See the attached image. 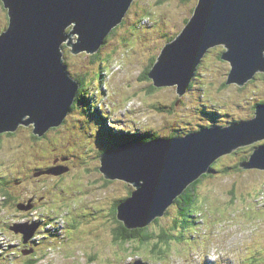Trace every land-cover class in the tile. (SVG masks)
Masks as SVG:
<instances>
[{"label":"rangeland","instance_id":"obj_1","mask_svg":"<svg viewBox=\"0 0 264 264\" xmlns=\"http://www.w3.org/2000/svg\"><path fill=\"white\" fill-rule=\"evenodd\" d=\"M196 3L197 0H132L121 22L94 53L73 54L70 46L62 45L68 74L74 79L89 75L80 91L90 104L87 108L83 104L75 106L80 102L78 94L75 107L61 125L51 127L41 136L32 133V125H21L13 135L0 137V179L5 182L13 176L27 178L25 188L12 181L8 183L12 195L8 203L1 199L0 192V236L9 245V258L1 259V264L27 260L18 254L19 238L11 228L6 229V224L11 226L27 219L32 224L38 218L40 221L32 225L52 227L49 233L53 236L34 231L26 240L38 248L35 264H128L136 259L144 264H264V169L239 166L225 171L226 167L239 165L243 157L248 159L252 149L264 144V139L238 147L214 161L215 171L203 176L197 186L202 207L207 209L196 226H187L183 231L174 227L178 217L175 201L156 222L147 225L154 233L158 232V225L172 234L183 233L167 245L160 243L155 249V241L151 240L116 247L109 230L117 224L104 215L114 202L126 198L133 187L121 179H106L100 172L102 151L114 146L100 127L111 124L124 130L134 128L137 135L149 128H156L161 134L177 129L181 136L213 124L231 125L241 121L239 117L250 118L255 102L264 99L261 72L242 86L225 84L230 65L218 58L219 51L225 49L221 44L202 56L183 102L173 104L179 97L175 86L150 90L152 79L141 78L168 37L174 38L187 23ZM7 24V10L0 1V32ZM171 103L170 114L166 107ZM44 168L65 170L61 174L43 173ZM37 170L40 173L34 176ZM34 184H38V195H45L48 201H41L39 208L22 219L12 202L16 196V206L29 209L31 198H26L32 195L30 188ZM104 202L106 206L95 211ZM49 215L52 217L48 218ZM66 225L68 228L63 230ZM158 249L163 253L157 254Z\"/></svg>","mask_w":264,"mask_h":264},{"label":"water","instance_id":"obj_2","mask_svg":"<svg viewBox=\"0 0 264 264\" xmlns=\"http://www.w3.org/2000/svg\"><path fill=\"white\" fill-rule=\"evenodd\" d=\"M131 1L1 0L8 24L0 32V133L32 125V132L41 136L64 121L79 82L66 70L62 45L70 46L73 54L94 53ZM219 44L225 48L220 57L230 65L225 84L242 86L255 73L264 74V0H197L187 23L161 48L148 77L156 87L175 86L181 97L202 56ZM158 67L167 71L161 74ZM263 139L264 103H259L252 117L231 125L106 149L100 155V172L133 187L116 205L117 220L129 229L146 227L219 157ZM239 166L263 170L264 144L253 148ZM32 224L10 228L26 242L38 226Z\"/></svg>","mask_w":264,"mask_h":264},{"label":"trees","instance_id":"obj_3","mask_svg":"<svg viewBox=\"0 0 264 264\" xmlns=\"http://www.w3.org/2000/svg\"><path fill=\"white\" fill-rule=\"evenodd\" d=\"M2 5H3V3H2ZM171 39H173V38H169L168 37V41L171 40ZM97 54H99V52H97ZM220 54H221V52L219 51V56L218 55L217 56H218L219 60H223L220 57ZM154 60L155 59L152 58V61L150 62L149 66L146 67L144 72L141 74V78L142 79H147L148 78L147 73L151 69V66L153 65ZM197 69H198V67H197ZM88 76H89L88 74H86L85 76L80 75V76H78L76 78L78 80V82H79V88H78V91H77V96L79 94L78 100L80 101L77 105H75L77 107H78L79 104H83V106L87 108L88 104H90L89 102L86 101L88 99H85L86 95H85V93H83V90L80 91L81 85H85V83H86L85 81H87V77ZM80 77L83 78L84 83H83V80ZM193 83H194V81H193ZM155 88H156V86H154L153 84L149 86L150 90H153ZM188 89H190V88H188ZM214 92L215 91L212 90V93H214ZM81 93H82V96H81ZM183 96H186V95H183ZM183 96L178 97L179 101L183 102V99H182ZM174 103H176V102H173V104ZM259 103H264V99L263 100H258L257 102H255L254 107H255L256 104H259ZM171 104L169 106H167V107L165 106L167 108V111L170 114L172 113L171 112V106H173V104L172 105ZM222 104L225 105L224 102H222ZM209 105H211V104H209ZM75 106H74V104H72V106H70V111L69 112H72V110H73V108ZM212 109H214L213 106H212ZM253 112H254V110H253ZM252 116H253V114H252ZM239 118H242L241 120H243V119H248L249 117H246V118L245 117H239ZM109 125L110 126H107V125L102 126L99 129H100V131H101V133L103 135L106 134L107 137H109L111 139L112 145H114V146H118L119 144H123V143H126V142H146V141L152 140L154 138L163 137V136H168V137H173V136H177V135L179 136V134H178L179 131L177 129H175V130H173L171 132H168L166 134H161L160 131H158L156 128H149V129L145 130L142 134L137 135V134H135L136 132H134V130H135L134 128H133V130H129V129L124 130V128H122V127L118 128V127L113 126L111 124H109ZM135 126H137V125H135ZM186 130H188V129H186ZM190 130L191 129H189V131ZM122 133H125V135L122 136L121 135ZM183 133H185V132H183ZM8 134L12 135L14 133L13 132H9ZM97 135H99V133H97ZM106 135H104V136L106 137ZM71 149H73V148H70L69 150H71ZM243 159L245 160L246 156L243 157L242 160ZM233 168L234 169H238L239 165L235 164V166L232 167L231 169H228L226 167L225 171H228V170L230 171ZM213 171H215V168H214V165L212 164L210 166L209 170L206 173H204L198 179H196L194 182H192L183 191V193L175 199L174 204L176 205V208H177L178 217L176 219H174V227L178 226L179 229L181 231H183L184 229H186L187 226H190V225H195L196 226L198 221L201 219V217H199V216L204 214L203 211H206L207 207L206 208L202 207L203 204L201 202H203V201H201V199H200V197H199V195L197 193V189H198L197 186L202 181V177L203 176H205L206 174H209V173H211ZM108 182L111 183L112 181L109 180ZM130 191L131 190H128L127 193L130 194ZM0 192L3 193V196H5V193L7 192L6 191L4 193L1 183H0ZM9 196H12V195H9ZM114 196L115 195L112 196V198H113L112 201L114 200ZM102 201H104V200H102ZM5 202H6V199H5ZM116 202L113 203L114 205H113V207L110 208V212L109 211L108 212H104V215L106 217H108L114 223V225L117 224L116 228L112 227L109 230L111 235H112V237H113V239H114V241H115L114 243H115L116 247H118V245H120L121 247H124V244H130L131 242H134V241H138L139 243L143 244L144 242L150 243L151 240H153V241H155L154 244H153V248L157 249V247H158V245L160 243H164V244L167 245V243L170 240H172V239L174 240L175 238L180 237L181 235H183V233H181V234L180 233L179 234L169 233L168 229L166 227H164L163 225H158V232L157 233H154L153 231H149V227L148 226L144 227V228H131V229L125 228L123 226V224L120 221H118L116 219V217H115L116 205H117ZM105 206H106V203L104 202V203L101 204V206L96 207L95 211L96 210H100L101 209L100 207H105ZM101 214H102L101 215V222H102V224L105 227L106 226V222H104V220L106 221V217L103 215V212ZM111 214H113V217H112ZM102 216H103L104 220L102 219ZM158 219L159 218H156L153 221V223L156 222ZM104 227L100 230L101 233H103L102 231H103ZM12 232H14V231L12 230ZM18 235L21 236V233H18L16 236H18ZM2 240H4V239L2 238V236H0V258L4 259L5 258V253L8 252V254H9V248H8L9 245H5V243H3ZM155 252L157 254H159V255L163 253L162 249H161V251H160V249H158V251H155ZM92 260H93V258H92ZM20 264H35V262L33 260L28 261V259H27L26 261H22Z\"/></svg>","mask_w":264,"mask_h":264},{"label":"flooded vegetation","instance_id":"obj_4","mask_svg":"<svg viewBox=\"0 0 264 264\" xmlns=\"http://www.w3.org/2000/svg\"><path fill=\"white\" fill-rule=\"evenodd\" d=\"M64 121H65V119H64ZM63 121V122H64ZM62 122V123H63ZM61 123V124H62ZM60 124V125H61ZM17 131V130H16ZM9 132H4V133H0V137L1 136H11V135H9L8 134ZM14 133V132H13ZM33 133V132H32ZM34 134V133H33ZM13 135V134H12ZM34 135H36V134H34ZM37 136V135H36ZM99 155H100V153H99ZM99 157V156H98ZM67 158V157H66ZM55 159H57L56 157H55ZM99 160H100V157H99ZM47 168H44L43 170H41V171H44V170H46ZM37 172H38V170L37 171H34L33 172V175L34 176H36V174H37ZM26 176H19V177H15V176H13V178L12 177H10L9 179H5V182L4 181H2L1 179H0V183L2 184V188H3V191H4V193H5V196H2L3 197V199H6V201H7V203H8V201H9V199H10V196L9 195H11V192H10V190H9V188H8V183L10 182V181H12L13 183H15V184H18L19 186H24V188H25V186L27 185V183H26V180H27V178H25ZM10 184V183H9ZM37 186H38V184H34V185H32L31 186V188H30V190H32V195H30V197L28 196L27 198H26V200H29L30 198H31V203L28 205V206H30L31 205V207L29 208V209H25L27 206H25V205H21L22 207L20 208V207H17L16 206V201H17V199H16V196H15V194H14V196H15V198H14V200H13V202H12V205H13V207L15 208V210L17 211V212H19V214H21V215H23V217H22V219H25V218H28L27 217V215H28V213H31L33 210H36L37 208H39V203L41 202V201H44V202H46V201H48V199H46L45 198V195H38V188H37ZM6 190V191H5ZM26 190V189H25ZM19 192H20V189H19ZM24 192V191H23ZM19 195H20V193H18ZM2 197H1V199H2ZM4 201V200H3ZM2 202V201H1ZM16 202V203H15ZM44 205V204H43ZM0 208H1V206H0ZM20 208V209H19ZM52 209H54V207H52ZM49 210H51V209H49ZM59 213V212H58ZM25 215V216H24ZM61 215H63V213L61 214ZM52 216H48V218H51ZM63 217V216H62ZM22 219H20V220H22ZM117 219V218H116ZM30 221H32V220H29V219H27V220H24V222H30ZM40 221V218H38L37 220H34V222H39ZM53 221V220H52ZM64 221H65V219H64ZM3 223H4V231H3V233L5 234V220H3ZM66 223V222H65ZM39 225L40 226H38L37 228H36V232H35V234H41V233H44V234H49V235H51L49 232L51 231V229H52V227H47L45 224L44 225H41L40 223H39ZM67 227V225L66 226H64L62 229L64 230V228H66ZM68 228V227H67ZM6 229L7 230H9L10 229V225L9 224H6ZM15 235H17L16 233H14ZM44 234H43V237H44ZM51 236H53V235H51ZM54 236H56V234L54 235ZM61 237H63L62 235H61ZM18 238L19 239H17V240H19L20 242H18V245L19 246H16V248L18 249V254L19 255H21V256H23L24 258H27L28 259V261H30V260H33V259H35L36 257H37V252H38V248L36 247V245H34L33 244V242L32 241H28V242H23V236H22V234H21V236L20 235H18ZM35 244H37V241H35ZM7 252V251H6ZM8 252L7 253H5V260H8ZM34 261V260H33ZM0 262H1V258H0ZM1 264V263H0Z\"/></svg>","mask_w":264,"mask_h":264},{"label":"snow or ice","instance_id":"obj_5","mask_svg":"<svg viewBox=\"0 0 264 264\" xmlns=\"http://www.w3.org/2000/svg\"><path fill=\"white\" fill-rule=\"evenodd\" d=\"M157 71L160 72L161 74H163L164 72L167 71V69L158 67Z\"/></svg>","mask_w":264,"mask_h":264},{"label":"bare ground","instance_id":"obj_6","mask_svg":"<svg viewBox=\"0 0 264 264\" xmlns=\"http://www.w3.org/2000/svg\"><path fill=\"white\" fill-rule=\"evenodd\" d=\"M76 95H77V93H76ZM76 95H75V96H76ZM75 96H74V98H73L72 104H74V102H75ZM72 104H71V106H72Z\"/></svg>","mask_w":264,"mask_h":264}]
</instances>
